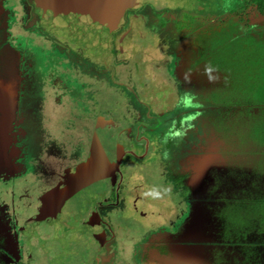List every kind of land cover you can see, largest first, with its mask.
Wrapping results in <instances>:
<instances>
[{"label": "flooded vegetation", "instance_id": "1", "mask_svg": "<svg viewBox=\"0 0 264 264\" xmlns=\"http://www.w3.org/2000/svg\"><path fill=\"white\" fill-rule=\"evenodd\" d=\"M68 1L25 0L28 18L25 21L44 34L50 32L58 38L70 35L73 47L80 55L78 61L83 63V67H79L78 88L84 92L90 87L99 90L108 85L109 98L116 93L120 96V92L128 98L123 104L132 116L117 114V109L110 104L100 108L95 102L99 97H83L86 103L90 100V107L79 114L76 127H73L75 116L71 117L72 135L76 141L74 148L80 154L66 166L55 165L53 160L56 158L50 153L47 163L38 157L35 171L29 173L31 171L25 164V140L29 135L26 124L29 119L22 109L27 72L24 56L14 53L9 62L4 60L3 64L0 63V186L2 189L10 188L12 195L10 200L4 201L0 194V264H24L21 237L33 228L35 235L31 248H44L42 256L49 250L55 252L58 249L57 237H69L80 219V212L87 206L85 200L92 213L91 236L85 234L89 230V226H85L79 238L83 246L71 247L69 251L85 255L86 260L81 264H115L117 251L110 238L113 222L108 218L117 213L121 205L129 208V217H135V213L146 221H160L165 217L163 208L168 204L153 181L155 166L159 163L170 168L167 182L172 186V196L179 197L178 201L184 208L176 213L172 222L177 223L176 231L166 232L157 240L148 238L151 233L148 231L128 264H187L188 257L206 247L213 253L215 264H237L231 259L230 251L223 248L220 253L218 244H215L214 240H222L212 230L215 228L214 208L224 212L228 203L233 205V197L242 204L246 199V196L240 199L244 196L245 183L253 177L262 178L264 174L261 172L264 170V158L256 160L255 166L248 144L245 148L243 141L235 139V148L229 142L235 138L237 113L248 108L244 98L248 96L255 100L254 92L243 93L249 88L250 80L244 77L245 72H235V67L243 69L245 66L253 80L257 74L263 76L264 52L260 53L262 57L256 55V43L235 45L226 37L217 35L223 29L229 32L231 39L240 33L245 25L240 19L241 11L239 16L235 15L238 21L234 23L228 6L217 10L213 0H206L212 6L209 7V15L193 14L187 20L177 21L169 7L142 0H130L125 6H113L112 2L111 6L104 7L103 0H85L82 7L74 4L75 11L68 6ZM93 9L95 13H92ZM218 19L223 21L222 29L212 28ZM248 19L252 21L250 15ZM227 21L229 25L225 27ZM199 24L206 26L202 28ZM235 24L237 30L233 28ZM261 28L264 30L263 25ZM258 40L264 49V34L258 36ZM147 50L154 55L158 68L157 74H145L157 84V89L154 85L148 92L141 87L140 71L141 65L148 62L145 58ZM227 53L229 59L226 58ZM111 61L116 64L113 70L108 68ZM229 64V72L226 73ZM123 73H130L131 85L124 80ZM235 77L236 86L242 91L240 104L234 99L231 103L224 94L228 82L233 92ZM242 79L245 80L238 83ZM100 97L106 102V94ZM258 100L257 106L260 105ZM229 110L233 111L231 122ZM39 111L37 119L42 123L40 106ZM146 120L162 124L165 142L157 140L154 144L157 151L165 144L167 152L164 157L157 155L153 158L155 148H151V135L149 131L142 130ZM89 123L91 125L87 126ZM85 128L89 131L87 141L83 139ZM85 142L87 144L83 146ZM100 143L101 146L107 145L103 156L105 159L107 156L114 165L111 172V165L106 164L94 178L89 175L88 163L80 168L81 172L76 166L82 162L80 155L84 161H90L94 149L98 148L99 154ZM244 160L249 162L251 170L245 168ZM86 178L94 187L93 191L85 194L81 189L76 197L83 205L79 199L76 200L77 211L71 212L70 202L65 199V188L77 186L78 181ZM145 181L150 188L144 185ZM98 182H102L101 191L96 187ZM105 186L107 188L104 189ZM133 190L135 198L127 194ZM58 208L61 210L59 214ZM30 209H36L37 223L26 226L24 212ZM84 238H89L86 246ZM214 248L217 250L212 251ZM206 251L209 258L211 253ZM37 258L29 256L27 264H34L35 259L41 261V256ZM245 260L244 257L238 264H248L243 263Z\"/></svg>", "mask_w": 264, "mask_h": 264}, {"label": "rangeland", "instance_id": "2", "mask_svg": "<svg viewBox=\"0 0 264 264\" xmlns=\"http://www.w3.org/2000/svg\"><path fill=\"white\" fill-rule=\"evenodd\" d=\"M143 2L156 3L159 7L167 6L169 11L174 14L177 21L187 20L190 15L198 14L199 16L209 15L210 10L209 3L206 0H142ZM228 2V4H227ZM213 0L212 4L215 5L214 9H219L222 6H228L237 8L239 5L238 0ZM201 7V8H200ZM219 7V8H218ZM213 9V10H214ZM261 9H263L261 7ZM214 10V11H217ZM186 14V15H184ZM261 14H264L263 12ZM28 20L26 12L25 0H0V63L3 61L9 62L11 58L18 53L24 56L23 64L27 72L25 74L24 84L26 85L24 98L22 100V109L25 112L26 117L29 121L26 126L29 131V135L25 140L26 144V160L25 164L28 168L29 173L35 171L34 164L38 157H42V161H49V153L52 155L53 163L58 166H66L68 161L74 159L80 153L75 151L76 141L73 138V128L71 125V117L74 115L75 122L73 121V127H76L77 117L79 114H83L84 111L90 107V100L99 97L95 102L98 103L100 108L109 107L117 109V114L125 115L126 117L132 116L130 110L123 104L128 100L121 92L120 96L116 93L109 98V87L100 88L99 90L90 87L87 90H81L79 87V67H83L79 59V53L76 47H73L72 37L70 35L66 38H58L55 35L48 32L44 34L33 29L32 25H28L25 21ZM231 20V19H230ZM256 16H253L255 21ZM262 21V20H261ZM222 22L219 19L212 24V28L219 27L222 29ZM4 24V27H3ZM228 21L224 23L226 27ZM202 28H205V24H199ZM229 25V24H228ZM234 30L238 27L235 24L233 26ZM213 29V31H214ZM223 29L221 32L217 33L218 37H226L229 42L231 38L229 32H225ZM249 43H256V49H254L256 55L262 57L260 53L264 52V49L260 46V42L257 37L249 36L247 38ZM222 42V41H221ZM148 53L145 54V58L148 62H144L141 65V87L143 90L148 92L154 85L155 81L152 80L150 76L145 77V74H151L154 72L158 73L157 65L154 62V55L147 50ZM2 56V58H1ZM226 58L229 59L228 53ZM114 61H111L108 65L111 70L115 69ZM106 67V66H103ZM107 68V67H106ZM230 64L226 66V73L229 72ZM263 77H264V65ZM235 72H245L244 77L248 79L251 78L248 69L245 66L242 68L235 67ZM81 71V68H80ZM130 73H123L124 80L131 85L132 79L129 78ZM256 76H254L255 78ZM241 78V76H240ZM257 79L260 76L256 77ZM242 79L238 83L243 82ZM74 81V84L72 85ZM222 81V80H221ZM237 79L235 77V87L233 92H231L230 84L227 83V88L224 94L229 98V100L235 101L242 100V91L236 86ZM91 84V83H89ZM111 84V82H110ZM157 89V84L155 85ZM251 87V86H250ZM99 93H98V92ZM244 91L251 92L250 88H246ZM243 91V92H244ZM106 94V102L100 97ZM99 95V96H98ZM256 95V93H255ZM88 96L89 99L86 101L83 97ZM212 98H216L213 96ZM255 100L251 97H245L244 100L248 103V108L239 111L238 122L235 128V133H243V137L240 138L244 142L245 148L250 147V155L255 160L264 158V140L261 135H264V89L260 96V105L257 106L258 102L256 97ZM44 102L46 104H44ZM92 103V101H91ZM44 104V105H43ZM79 105L81 107H79ZM42 110L43 122L39 123L37 115ZM164 106V105H163ZM174 111V110H173ZM173 111L170 113L172 114ZM78 113V114H76ZM231 117L230 122L233 119V111L229 110ZM78 115V116H76ZM86 116V115H85ZM135 122V121H134ZM221 124V123H220ZM89 123L87 126H90ZM142 130L149 131L151 135V148H155V155L164 157L167 152L165 149V144H163L159 151L156 150L154 142L157 140H162L165 142V136L163 135V127L161 122L146 120L143 123ZM41 129V130H40ZM230 129V125H229ZM231 131V130H230ZM218 132H223L219 130ZM232 132V131H231ZM83 139L87 141L89 138V131L85 128ZM229 142L236 148V141ZM233 142V143H232ZM87 143H83L85 146ZM261 150H258V148ZM255 149H257L255 151ZM86 150V147H85ZM85 152V151H84ZM102 151V158L95 156L93 159L90 158L88 163L89 175L97 178L100 170L107 164V159L104 158ZM106 154V153H105ZM83 162L84 157L79 156ZM145 163H147L145 161ZM111 165L110 171L112 172L114 162L108 161ZM47 167V166H46ZM176 169V165L174 167ZM156 173L153 175V181L156 186L161 189L162 196L168 206L163 208L165 212V217L160 221L154 219L151 221L144 220L141 216L135 217L127 216L129 208L126 205H121V209L117 213H113L109 220L113 222V229L111 228L110 238L113 240L114 250L117 251V262L115 264H128L129 259L133 252L140 249L142 241L146 238V233L151 232L148 238H153L157 240L162 238L166 232L173 233L176 231L177 223H172L176 219V213L183 209L178 199L179 197L172 196V186L167 182V173L169 171L168 165L157 164L155 166ZM256 171V168H255ZM258 174L260 172L256 171ZM123 173H127L124 169ZM98 178L103 179V176ZM177 179V176H176ZM32 180V179H29ZM98 180V179H95ZM101 183L98 182L96 187L101 191ZM146 187L150 188V185L145 181L143 182ZM92 184V181H91ZM77 186L82 189L85 194H90L93 190V186L90 185L89 180L78 181ZM107 186L104 187V189ZM103 189V193H104ZM1 199L8 201L12 198L10 194V188L2 189ZM237 192V191H236ZM146 195L148 193L144 191ZM264 182L260 178H252L249 183L244 185V194L246 199L241 204L235 201L233 205L228 203L227 210L220 212L218 209L213 212V221L215 223V234L220 240H214L215 244H218V250L221 253L223 248L231 252V259L235 260L238 264L244 257L246 258L243 263L248 262V264H264ZM128 195H133L135 198V191H128ZM83 193H80V196ZM263 197V198H262ZM30 198H34L31 196ZM233 198L231 200H233ZM261 198V202H258ZM79 199L81 205L82 201L80 198L75 197V201ZM88 201H84V204L88 206ZM69 203V202H68ZM258 203H260L258 205ZM70 204V203H69ZM258 206L263 210L259 213ZM37 209V208H36ZM36 209L25 210L24 215L27 216L28 225H36L37 223V212ZM132 211V210H131ZM133 212V211H132ZM91 210L85 207L83 211L80 212V219L75 224L71 230V234L67 238L57 237L58 249L61 252L55 251V255H51L50 259H45L41 253L43 250L31 248L33 242V231H27L21 237L23 254H24V264H27L29 256L32 258L39 259L37 257L41 256L42 264H81L85 262V255H78L75 252L69 251L71 247L81 248L83 242L80 241V236L83 234V229L85 226H89V230L85 232L86 235L91 236V223H93L91 216ZM95 214L93 213V219ZM24 221V219H23ZM128 225V226H127ZM220 226V228H219ZM222 226V227H221ZM60 238V239H59ZM91 238V237H90ZM79 240L80 242H76ZM85 246L89 244V238H84ZM147 240V239H146ZM54 241V240H53ZM145 242V241H144ZM54 242V246H55ZM89 247V246H88ZM206 249L211 253L208 258V253ZM202 252H195L191 257L187 258V264H215L213 253L206 247ZM216 251L217 249H211ZM68 251L69 257L65 256ZM82 252V251H80ZM121 252V254H120ZM37 256V257H36ZM227 260H224L226 262ZM35 264V262H34Z\"/></svg>", "mask_w": 264, "mask_h": 264}, {"label": "crops", "instance_id": "3", "mask_svg": "<svg viewBox=\"0 0 264 264\" xmlns=\"http://www.w3.org/2000/svg\"><path fill=\"white\" fill-rule=\"evenodd\" d=\"M238 1H239V5L237 8H233L230 7V5H228V9L231 10L230 13H233L232 18L234 23L238 21V18L235 15H238L239 12L241 11L242 17L240 19L241 21H243V23H245V25L240 33L233 36L231 42L235 43V45L242 43L248 44L249 41L247 40V38L249 36H252L250 34H254L255 37L257 38L258 36H262L264 34V30L261 28L262 25L264 26V14H261L262 12L264 13V9H261L260 4L253 2V0H238ZM249 15L251 16L252 20H253V16H256L257 20L249 21L248 19ZM258 150H261V148L259 147ZM261 172L264 173V170H261ZM258 178H260L264 182V174H262V178L261 177Z\"/></svg>", "mask_w": 264, "mask_h": 264}, {"label": "water", "instance_id": "4", "mask_svg": "<svg viewBox=\"0 0 264 264\" xmlns=\"http://www.w3.org/2000/svg\"><path fill=\"white\" fill-rule=\"evenodd\" d=\"M75 1L77 3H74ZM68 2L70 3V4H68V6H71L74 9V11L76 10V7L74 6V4H77L80 7H82L85 4V0H69ZM112 2H113V6H114V4H116V6H121V5L122 6H125V4L130 3V0H115V1H113V0H103V7L104 6H109V5L111 6L112 5ZM131 3H133V1H131ZM92 13H95V9H93V12ZM105 19H109V18H105ZM106 146L107 145L101 146V143H100V149H101L100 150V153L97 154V152H98L99 149L96 148V149H94L91 152L90 158L93 159L95 156H98V157L102 158V151L104 150V148H106ZM106 159H107V156H106ZM85 163H89V159L87 161H85V162L82 161L81 163H78L77 166H76V163H74L75 164L74 166H76L77 169L78 168L80 169L81 167H84L85 166ZM107 164H108V159H107ZM81 171H82V169H80V172ZM79 192H81V188L79 186H75V185L70 186L69 185V186H67L65 188V199L70 202V206L71 207L69 209H70L71 212L72 211H77V207L78 206L75 205L74 202H75V197H76V195ZM13 203H14V201H13ZM85 207H87V206H85ZM60 212H61V210L58 208V214ZM41 250H45V249L42 248ZM52 254L55 255L56 253L54 251H52V250H49V253L44 254L43 257L44 258L47 257V259H50ZM65 256H68V254H66ZM34 262H35V264H42V262L40 260H36L35 259Z\"/></svg>", "mask_w": 264, "mask_h": 264}, {"label": "trees", "instance_id": "5", "mask_svg": "<svg viewBox=\"0 0 264 264\" xmlns=\"http://www.w3.org/2000/svg\"><path fill=\"white\" fill-rule=\"evenodd\" d=\"M253 2H256V3L260 4V7H262L264 9V0H253ZM257 76H260V78L257 79L256 78ZM256 77H255L254 80H253V78L249 79L250 81L248 82V87L251 89V92H254V94L256 93V95H255L256 99H258V98L260 99V96H261V94L263 92V89H264V77L261 76L260 74H257ZM243 93H246V91H244ZM240 102H241V100H239V104H240ZM262 128L264 130V127H262ZM261 136H262V138L264 140V135H261ZM234 137H235L234 141H235V139H236V141H239L240 138L243 137V134L242 133H235ZM236 145H237V143H236ZM238 145L240 146V143H238ZM244 161L246 163L245 168L251 170V168L249 167L250 166L249 162L247 160H244ZM245 196L246 195L244 194V196L242 198H240V199L243 200L245 198ZM262 196L264 197V193L262 194ZM258 202H261V198L259 199ZM259 204L260 203H258V205ZM257 212L261 213V212H263V210H261V208L258 206V211Z\"/></svg>", "mask_w": 264, "mask_h": 264}]
</instances>
